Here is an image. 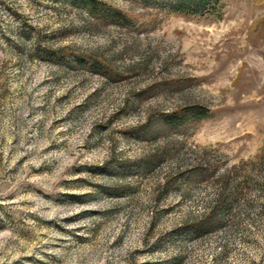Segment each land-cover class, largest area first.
<instances>
[{"label": "rangeland", "instance_id": "obj_1", "mask_svg": "<svg viewBox=\"0 0 264 264\" xmlns=\"http://www.w3.org/2000/svg\"><path fill=\"white\" fill-rule=\"evenodd\" d=\"M100 1L0 0V264H264V0Z\"/></svg>", "mask_w": 264, "mask_h": 264}, {"label": "trees", "instance_id": "obj_2", "mask_svg": "<svg viewBox=\"0 0 264 264\" xmlns=\"http://www.w3.org/2000/svg\"><path fill=\"white\" fill-rule=\"evenodd\" d=\"M77 6L86 9L89 14L96 20H100L106 25H118L127 27L131 25V21L126 15L118 9H115L100 0H75ZM146 7L154 9H167L169 12L188 17H207L218 16L222 4L226 0H139ZM83 63H90L85 61ZM94 65V64H93ZM95 68L105 71V66L95 64ZM106 72V71H105ZM210 111L204 107H188L180 112L172 115L163 116V127L172 131H178L190 123H198L210 117ZM215 223V221H214ZM213 225V221L208 220L194 229L191 232L195 234H205Z\"/></svg>", "mask_w": 264, "mask_h": 264}]
</instances>
